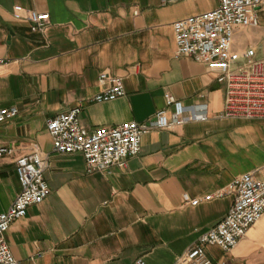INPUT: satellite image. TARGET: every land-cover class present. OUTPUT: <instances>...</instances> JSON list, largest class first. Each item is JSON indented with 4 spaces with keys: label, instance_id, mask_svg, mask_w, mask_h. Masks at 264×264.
<instances>
[{
    "label": "crops",
    "instance_id": "0c3cea01",
    "mask_svg": "<svg viewBox=\"0 0 264 264\" xmlns=\"http://www.w3.org/2000/svg\"><path fill=\"white\" fill-rule=\"evenodd\" d=\"M219 0H0V109L19 115L0 125V213L21 191L16 159L49 155L50 193L6 235L21 264H177L221 221L233 197L192 205L254 172L264 178V119L217 118L225 87L217 73L177 57L173 24ZM50 14L45 33L31 31L28 11ZM261 11H264L261 10ZM260 11V12H261ZM234 49L264 58L259 27L237 28ZM122 77L126 95L98 103L101 73ZM166 93L207 104L208 121L153 129L126 167L87 172L82 154H57L47 121L81 107L89 130L146 122L166 107ZM212 264H264V215L230 252L205 248Z\"/></svg>",
    "mask_w": 264,
    "mask_h": 264
},
{
    "label": "built area",
    "instance_id": "2783aa9c",
    "mask_svg": "<svg viewBox=\"0 0 264 264\" xmlns=\"http://www.w3.org/2000/svg\"><path fill=\"white\" fill-rule=\"evenodd\" d=\"M183 0H162L163 4ZM264 0H219L216 8L197 13L173 24L176 56L187 57L204 64L217 73L225 87L224 107L217 118L264 119V58L255 49L240 53L234 49L237 28L259 27ZM31 31L45 33L50 23L49 13L28 11ZM5 59L0 58V66ZM99 82L105 86L93 97L94 102L114 101L126 95L122 77L101 73ZM166 107L146 122L126 121L112 127L89 130L81 124V107L58 113L47 121V130L57 154L80 153L87 172L106 171L111 167H126L130 157L142 149L144 136L153 129H172L177 125L208 121L207 104L186 105L173 94L166 93ZM19 115L17 107L0 109V125ZM13 148L0 145V156L11 155ZM49 155L36 150L16 159V172L21 191L7 211L0 213V264H21L14 256L6 235L13 223L25 217L31 206L49 196L45 173L50 166ZM232 196L234 201L226 216L204 233L198 243L181 254L177 264H212L205 248L216 246L230 252L264 215V178L254 172L237 177L228 187L201 198L186 201L198 205L202 201ZM133 264H148L139 257ZM230 264V263H224Z\"/></svg>",
    "mask_w": 264,
    "mask_h": 264
},
{
    "label": "rangeland",
    "instance_id": "374dc122",
    "mask_svg": "<svg viewBox=\"0 0 264 264\" xmlns=\"http://www.w3.org/2000/svg\"><path fill=\"white\" fill-rule=\"evenodd\" d=\"M261 16L264 17V11H261V12H260V17H261Z\"/></svg>",
    "mask_w": 264,
    "mask_h": 264
}]
</instances>
